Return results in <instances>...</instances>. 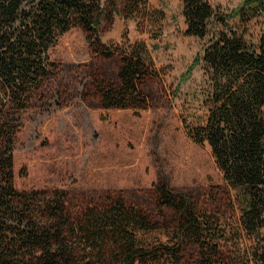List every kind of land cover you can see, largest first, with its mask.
<instances>
[{
    "label": "trees",
    "instance_id": "1",
    "mask_svg": "<svg viewBox=\"0 0 264 264\" xmlns=\"http://www.w3.org/2000/svg\"><path fill=\"white\" fill-rule=\"evenodd\" d=\"M149 1L0 0V264H182L190 249L200 264H264V33L250 35L264 0L231 12L182 0L186 35L206 41L207 114L192 136L213 151L227 200L241 211L237 229L167 184L156 189L157 215L117 196L76 214L65 191L15 185L14 147L24 114L54 73L51 49L75 28L101 46L104 24L151 12ZM121 57L119 83L97 84L101 105L145 110L147 47L136 43Z\"/></svg>",
    "mask_w": 264,
    "mask_h": 264
},
{
    "label": "rangeland",
    "instance_id": "2",
    "mask_svg": "<svg viewBox=\"0 0 264 264\" xmlns=\"http://www.w3.org/2000/svg\"><path fill=\"white\" fill-rule=\"evenodd\" d=\"M208 1L231 12L245 0ZM149 7L142 16L104 24L101 46L75 28L51 49L54 73L24 114L14 147L15 185L65 191L76 214L117 196L157 215L156 189L167 184L237 229L241 211L227 200L213 151L192 136L207 114L206 41L186 35L182 0H150ZM262 33L264 15L250 30ZM136 43L146 45L152 71L143 86L148 107L103 109L97 84L119 83L122 51ZM182 264H200L198 253L188 250Z\"/></svg>",
    "mask_w": 264,
    "mask_h": 264
}]
</instances>
